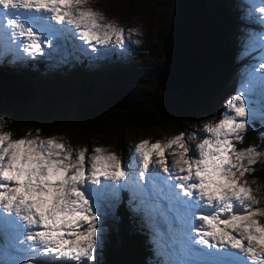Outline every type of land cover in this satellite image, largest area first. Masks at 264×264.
Returning <instances> with one entry per match:
<instances>
[{
    "label": "snow or ice",
    "instance_id": "obj_1",
    "mask_svg": "<svg viewBox=\"0 0 264 264\" xmlns=\"http://www.w3.org/2000/svg\"><path fill=\"white\" fill-rule=\"evenodd\" d=\"M88 3L0 0V39H17L25 51L40 53V34H56L55 25L74 29L90 44L107 45L115 38L124 47L125 29L91 8L80 10ZM259 10L264 13V7ZM260 67L264 72V64ZM251 89L252 97L236 94L226 100L217 122L205 126L202 143L195 149L189 143L197 138L195 133L187 141L183 133L164 143L143 140L127 166L107 149L76 150L60 142L63 137L12 140L11 133H0V234L21 225L34 229L23 241L43 258L41 264L91 262L99 239L96 205L115 193L113 183L127 186L131 169L136 173L131 182L134 192L146 201L165 202L177 221L191 215L200 222L199 241L193 243L234 252L245 264H264V226L254 219L264 210L253 208L251 189L237 179V173L252 171L249 166L264 155L254 147H237L247 130L249 99L254 102L256 91L264 96V75L251 81ZM173 145L182 151L172 153L178 158L169 161L166 151ZM154 156L159 161L154 162ZM233 156L238 164L232 163Z\"/></svg>",
    "mask_w": 264,
    "mask_h": 264
},
{
    "label": "rangeland",
    "instance_id": "obj_2",
    "mask_svg": "<svg viewBox=\"0 0 264 264\" xmlns=\"http://www.w3.org/2000/svg\"><path fill=\"white\" fill-rule=\"evenodd\" d=\"M218 3V0H214V4L217 7ZM219 7L222 6L219 5ZM261 7H264V0H233L231 6H226L228 11L217 15L218 17L216 18L211 16L208 9V21L206 23L205 16L203 23V5L199 0H90L80 10L91 8L124 28L127 34L124 47H121L115 38L107 45L95 44L94 42L90 44L76 34L74 29L55 25L56 34H40V40L43 41L40 53H36L31 49L25 51L24 44L17 39H9L7 37L0 39V66L5 65L8 67L9 64L16 66L20 70L24 67V64L28 63L32 74L36 76V79H33L34 82H32L34 92L29 86L10 80L14 82L12 85L15 88L21 87L25 91L30 92V99L34 97L40 100L41 97H44L41 89H46L49 94L62 95L54 107L55 119L59 122L57 133L46 136L40 130L38 133L35 130L21 138L46 139L63 137L60 142L66 146L71 145L76 150L88 149L89 153H91L93 148L101 147L119 156L125 166L135 159L136 146L143 140H148L151 143L157 141L164 143L183 133L185 141H187L188 137L195 133L197 138L189 141L193 149H195L196 145L202 143L205 126L208 124L214 125L217 122L218 116L224 109L226 100L236 94L252 97L251 81L255 77L264 75L260 67L264 64V13L260 12L259 9ZM183 11H185L186 15ZM225 13L228 17L224 15ZM224 18L229 22V26L224 24ZM200 19L202 23L197 24V20L200 21ZM189 22H192L190 30H193V25L195 24L193 45L199 43L198 50L191 57V63L188 62L187 65L185 63L183 66V70H181L182 76L173 82H169V76H164L168 73L169 55L172 52L170 43L177 31H186L185 23ZM213 22L214 31L215 33L218 32V36H221V33L230 31L225 50L227 49L226 51L229 53L230 58L238 60L234 68L232 65L226 71L225 76L227 78L221 87V91L218 92L215 102L205 108L194 111L188 118H181L166 130L151 129L148 131L124 132L122 136L125 141V151L122 154L117 147L116 137L112 135L96 133L88 140H83L75 134L72 129V120L76 117V108L84 101L77 91L78 80L74 75L83 65H90L91 68L88 72L95 77L93 90L89 97L90 103L92 105L98 103L99 105L104 95L107 94L104 104L100 106V110H104L111 105L125 108L134 104L131 99L132 97L135 98L134 95L141 96V93H147L155 86L156 80H154V76L159 72L160 68L165 66L162 42L166 46L168 41V62L165 70L157 76V82L160 87H163L162 89L165 91L171 92L174 89L178 90L183 83L191 79L198 68V65L196 66L197 59L199 62L203 53V51L200 53V50L206 47V40L211 31H213ZM237 23H240L239 26L241 28L234 35L232 31H234ZM132 29H138V31L131 32L130 30ZM165 31H168V33H165ZM161 32H164V36L160 46L158 35ZM215 38L217 42L216 52H218V39L216 36ZM174 39L175 36L172 42ZM184 40V42H187L186 38ZM192 54L193 51H190L188 57ZM4 57L7 58L2 60ZM82 60H87L86 64L82 63ZM174 61L175 57H173ZM37 62L43 63L44 70L38 71L36 68ZM113 71H119L123 79L120 88L114 89L113 86L115 84H110L106 79L107 73ZM161 76L164 77V81ZM121 91L126 93H121ZM18 95L5 98L0 94V98L2 102H7L19 99ZM248 109L247 130H251L254 128V124H257V131L262 135V132H264V96L259 91L254 93V102L253 99H249ZM0 133L7 132L0 129ZM11 139L16 140L13 137ZM238 144L240 143H237V146ZM180 151L182 149L173 145L166 151L167 159L169 161L177 159L178 156H173L172 153H179ZM258 152L264 154V150ZM159 159L160 157H153L154 162L159 161ZM258 161H264V155L259 156L257 158ZM86 163L90 164V161L86 160ZM232 163L238 164L239 161L233 156ZM155 166L157 168L160 167L158 163ZM249 167L251 168V165ZM135 175L136 173L130 169L127 186L122 187L113 183L112 187L116 190L115 193L107 199H102L96 205L99 216V239L95 248V259L91 262H86V264H103L108 243V225L111 218L115 217L116 206L121 199V193L125 190L128 200L127 211L132 215H139L141 224L147 229L145 237L157 264H216L211 263V261L224 264L237 255L234 252L209 249L199 242L192 245L194 240L199 241L196 229L200 222L193 220L191 215L184 222L177 221L174 214L167 211L164 206L165 202L159 200L146 201L141 195L134 192L131 187V182ZM237 179L242 185L251 189L254 201H256L253 204V208L264 210V195L259 185L255 181L248 179L246 173L244 176H239V173H237ZM170 182H174V180ZM141 183L145 182L141 181ZM254 219L264 226V215H257ZM195 223H197V226L194 225ZM19 228L25 227L21 225ZM5 233L7 236L9 235L7 231ZM5 233L0 234V252L7 254L16 252V249H11L8 238H3ZM13 233L10 234L13 235ZM186 234L189 235L190 239H188ZM172 239L176 241L173 242ZM244 243L246 244L247 241ZM239 264L245 263L241 262Z\"/></svg>",
    "mask_w": 264,
    "mask_h": 264
},
{
    "label": "trees",
    "instance_id": "obj_3",
    "mask_svg": "<svg viewBox=\"0 0 264 264\" xmlns=\"http://www.w3.org/2000/svg\"><path fill=\"white\" fill-rule=\"evenodd\" d=\"M199 1L203 5V23L205 16L206 23L208 21V9L211 16L216 18L217 15L228 11L226 6L233 4V0H218L217 7L214 0ZM224 15L228 17L226 13ZM223 22L229 26V22L225 18ZM239 24H235L232 34L238 33L241 28ZM229 32L221 33V36H218V32L214 31L213 22V31L206 40V47L200 50V53L202 51L203 53L201 56L199 55L201 57L199 62L197 59L196 66L198 65V68L194 76L183 83L178 90L170 93H164L155 82V86L147 93H141V96L133 94L135 98L131 99L135 103L134 106L106 107L104 110H100V102L99 105L98 103L92 105L89 97L93 90L95 77L88 72L91 66L83 65L74 75L78 80L77 91L84 101L76 108V117L72 120V129L75 134L83 140H88L96 133L112 135L116 137L117 147L122 154L125 151V141L122 136L124 132L166 130L181 118H188L194 111L209 106L215 102L218 92L221 91L227 78L226 71L232 65L234 68V65L238 63V60L230 58L227 49L225 50ZM214 34L218 39V52H216L217 42ZM163 36L164 32L159 33V44ZM198 44L194 45L196 50H198ZM219 54L220 56H218ZM86 61L82 60V63L86 64ZM36 68L38 71L44 70L43 63L37 62ZM181 76L182 74L173 73L169 76L168 81L173 82ZM161 77L163 80L164 77ZM33 79L35 80L36 76L32 74L28 63L24 64L20 70L9 64L8 67L0 66V88L1 84L15 80L29 86L34 92ZM106 79L110 84H115L114 89L120 88L122 85L123 79L119 71L107 73ZM41 92L44 93V97H41L40 100L34 97L30 99L27 94L18 95L19 99L7 102L0 100V122L3 125L0 129L11 133V137L14 139L24 137L27 133H32L35 130H40L46 136L57 133L59 122L55 119L54 107L62 95L49 94L46 89H41ZM257 129V124H254V128L247 130L243 134V142L237 147L239 149L254 147L257 151H263L264 135H261ZM251 169L253 170L247 172L246 177L255 181L264 195V161H258L251 165ZM127 201L125 190L121 193V199L116 206L115 217L111 218L108 225V243L103 264H157L145 237L147 229L141 224L139 215L128 213Z\"/></svg>",
    "mask_w": 264,
    "mask_h": 264
},
{
    "label": "bare ground",
    "instance_id": "obj_4",
    "mask_svg": "<svg viewBox=\"0 0 264 264\" xmlns=\"http://www.w3.org/2000/svg\"><path fill=\"white\" fill-rule=\"evenodd\" d=\"M199 14H201V13L199 12ZM196 23L200 24V23H202V20L201 19H200V21L197 20ZM191 26H192V22L185 23L186 31L185 32H178L177 31L175 33L176 35H174L175 36L174 41L172 42L174 36H173V38L171 40L170 49H172V52L169 55V60L170 61H169L168 73H167L168 76H171L173 73L181 74L182 73L181 70H183L182 68L185 65V63L187 65L188 62H190L191 57L196 52V48L193 45V36H194V33H195V24L193 25V30L189 29ZM185 38H186L187 42H184ZM190 51H193V54L188 57V54H189ZM178 55H179V57H178ZM173 57H175V61L174 62H173ZM167 75H165L164 77H167ZM13 83H14L13 81H10V82H8L6 84H1V88H0L1 96L5 97V98H9V97H13V96L18 95L21 92L19 95H22V94L26 95L27 94V97H29L30 92L25 91L21 87H16L15 88V86L12 85ZM0 100L2 101L1 98H0ZM194 225L197 226V223H195ZM8 233H9V235L7 236V234L5 233L3 238H6V239L8 238V241L10 243L11 249L12 250L16 249V252H14V253H17V246H16L17 240L15 239V236H16L15 234L16 233H13V231L12 232H8ZM10 233H13V235L10 234ZM183 234H185V233H183ZM186 235H188V234H186ZM188 239H190L189 235H188ZM172 241L174 242L176 240L172 239ZM194 244L195 243H193L192 245H194ZM9 253L13 254L12 252H9ZM223 255L225 256V254H223ZM42 260L43 259H41L40 262ZM241 262H244L243 258L238 256V255H236V256L232 257L228 262H226L224 264H239ZM211 263L223 264V263H218V262H214V261H211Z\"/></svg>",
    "mask_w": 264,
    "mask_h": 264
},
{
    "label": "water",
    "instance_id": "obj_5",
    "mask_svg": "<svg viewBox=\"0 0 264 264\" xmlns=\"http://www.w3.org/2000/svg\"><path fill=\"white\" fill-rule=\"evenodd\" d=\"M183 13L185 14V11H183ZM186 15V14H185ZM179 16V15H178ZM177 19H178V17H177ZM177 19H176V22H177ZM176 22H175V24H176ZM169 30V29H168ZM167 33H168V31H167ZM168 35V34H167ZM166 35V36H167ZM172 37V36H171ZM166 38V37H165ZM169 40V39H168ZM164 41V40H163ZM167 43H168V41H167ZM167 43H166V46L164 45V43L162 42V45H163V52H164V65L166 66V64H167V62H168V56H167V53H168V47H167ZM165 66H163V68H160V70H159V72L157 73V74H155V76H154V78H155V80H156V84H157V87H159L163 92H165V93H170L169 91H165V90H163L161 87H160V85L158 84V82H157V76H158V74L159 73H161V72H163L164 70H165ZM176 89H174L173 91H175ZM121 93H126V92H124V91H121ZM107 95V94H106ZM106 95H104V97L102 98V102H101V105H103L104 104V99H105V97H106ZM135 105V103L134 104H132V105H130V106H134ZM107 107H116V106H107Z\"/></svg>",
    "mask_w": 264,
    "mask_h": 264
},
{
    "label": "clouds",
    "instance_id": "obj_6",
    "mask_svg": "<svg viewBox=\"0 0 264 264\" xmlns=\"http://www.w3.org/2000/svg\"><path fill=\"white\" fill-rule=\"evenodd\" d=\"M89 2H90V0H89ZM133 30L138 31V29H133Z\"/></svg>",
    "mask_w": 264,
    "mask_h": 264
}]
</instances>
